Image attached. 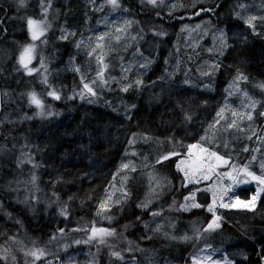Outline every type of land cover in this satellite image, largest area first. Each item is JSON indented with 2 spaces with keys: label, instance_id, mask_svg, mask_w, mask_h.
I'll list each match as a JSON object with an SVG mask.
<instances>
[{
  "label": "trees",
  "instance_id": "obj_1",
  "mask_svg": "<svg viewBox=\"0 0 264 264\" xmlns=\"http://www.w3.org/2000/svg\"><path fill=\"white\" fill-rule=\"evenodd\" d=\"M258 3L264 5V0H216V4L208 3V8L214 9V13L207 17L212 18L215 28L225 30L228 49L221 57L220 67L210 74L212 78L208 87L200 88L194 93L187 84L185 75V65L192 63L184 54L183 48L180 53L184 60L180 69H171L179 55L172 40L176 34L181 35L183 22L168 19L167 15L159 11L145 8L144 0H122L133 17L131 31L147 38L145 41L140 40L142 49L145 50L144 44L152 43L149 53V60H153L151 68L137 67L126 81L127 86L131 85L127 91L116 89L107 92L101 88L97 91L96 98L87 90L84 91L76 73H70L63 78V83L68 84L73 92L76 91V95L69 97L63 94L56 100L46 95L48 91L54 90L53 85L48 80L44 83L37 71H49L73 60L85 67L93 57L88 58L85 53H80L76 40L85 36L87 30L93 27L97 13L91 12L89 6L86 8L84 0H68L60 5L56 19L42 21L39 14L27 18L25 16L29 9H34L33 2L29 9L21 10L0 0V146L11 152V165H35L39 181H42L45 188L48 185L43 183V179L56 181L53 189L55 203L68 201V210L72 215L85 218L88 225L100 223L109 230H114V236L104 237L105 244L98 241L92 243L91 250L98 258L96 264H121L131 258L143 264H189L188 256L193 242L184 244L179 253L173 251L174 248H163L164 237L160 235L163 225L160 230L153 231L150 223L156 217L171 219L173 225L175 218L183 220L182 226L187 225L183 228L184 233H188L191 225L197 226L199 230L194 233V238L197 239L212 221V216L203 207L190 212L182 210L181 206L191 189L184 187V175L177 168L178 159L184 155L189 145L201 141L207 124L218 111L224 89L234 82L238 74L246 76L248 84L264 82V19H261L264 11L254 24L255 30L238 17L243 7ZM87 13L92 20L88 19ZM28 18L43 22L46 34L39 42L32 40L27 26ZM201 18L196 17V20ZM59 28L69 29L74 36L65 41L55 40L51 44L47 40L48 32ZM149 32L152 37L148 36ZM42 40H46L43 52L40 46ZM208 42L209 40L206 41ZM29 45L35 46L37 54L40 50L35 56L34 68L43 64L41 69H33L31 74L20 63L21 52ZM136 45L134 43L132 47L122 51L114 39L108 38L106 46L110 49L105 54L104 64L107 69L104 70L103 78L119 72L122 63L134 60L131 52ZM54 52L58 53L57 64L50 60ZM102 67L91 66L88 74L90 82H97V74ZM172 71L174 74L170 77L169 73ZM137 79H140V84L136 83ZM77 88L82 91L79 92L80 95ZM33 92L44 103L43 115H38L41 110L30 103V94ZM87 98L91 102H87ZM185 116H190L191 119L187 120ZM262 118L258 117L256 122H264ZM37 143L41 154L36 157L33 149ZM240 146H237L238 151ZM135 149L140 155H149L148 161L140 163L147 166L134 168V171L133 168L123 170L122 163L130 159L129 154ZM168 153L179 155L159 160ZM246 155L247 152L243 151L241 161H247ZM29 158L31 162H28ZM4 173L0 167V201L10 215L0 217V244L4 232L12 226L14 219L22 222L30 235L40 234L43 238L55 234L46 232L55 229L50 214L35 219L18 204L3 182ZM34 176L33 174L32 177ZM120 180L124 181L122 191L127 196L124 200H113L109 211L102 218L98 214L99 199ZM161 180L164 181L163 184L153 183ZM253 192L252 188L244 189L239 192V196L243 200H249ZM209 203V197L202 200V205L208 206ZM55 206L52 209L55 210ZM153 212L158 215L153 216ZM218 213L221 226L215 231V245L222 244L234 264H264V191L253 211L220 209ZM58 230L59 227L56 231ZM73 231L68 229L64 234H79ZM81 232L89 234L91 227L86 226ZM221 237L227 239L224 241ZM116 242L121 245L118 246ZM113 251L120 252L124 259L112 256ZM163 254L164 257L159 259V255ZM49 262L69 264L59 251L48 252L35 264ZM0 264L4 263L0 260Z\"/></svg>",
  "mask_w": 264,
  "mask_h": 264
},
{
  "label": "rangeland",
  "instance_id": "obj_2",
  "mask_svg": "<svg viewBox=\"0 0 264 264\" xmlns=\"http://www.w3.org/2000/svg\"><path fill=\"white\" fill-rule=\"evenodd\" d=\"M3 1L11 3L21 10L26 8L29 9L28 7H30L33 2V4H35V7L34 9H29L28 14H25L26 18L27 16H37L39 14L42 16L41 20L46 21L48 20V18L56 19L60 11V5L67 3L68 0H50L51 7L48 8L46 14L43 11L41 0H26V7H21L19 5V0ZM144 1L146 5L145 8L156 10L161 12L162 14L168 15V19H177L183 22V24L181 25V35L176 34L172 40L174 42L175 51L178 52L179 55H177L175 61L172 63L171 69H180L181 64L184 60L182 54L180 53L181 48H183L184 54L192 63L185 65L187 84L193 89L194 93H197L200 88L206 89L210 84V80L212 78L210 74L214 71L215 68L220 67L221 57L228 49L225 30L215 28L212 18L207 17V15L212 16V14L214 13V9L208 8V3L216 4V0H163L162 3H160V0H158V6L156 7L147 4L146 0ZM119 2L121 7L114 10L112 6L108 4L107 0H84L86 8L87 6H89V10L91 12L97 13V17L92 23L93 27L87 30V34L85 36L77 38L76 40V46L79 45L78 47H80V53H85L88 58L93 57L91 61L86 63L85 67L79 61L76 62V60H73L71 63L59 65L55 68L49 69V71H47V69L37 71V73L42 76L41 78L43 79V81L45 77L47 78V80L53 85V89L57 91L60 96L63 94H67L69 95V97H73L76 95V91L73 92V89L68 84L63 83V78L70 73L77 74V77H79L80 86H83L85 83L89 84L95 91L96 94L94 95V97L96 98L97 91L101 90V88L107 92H111L116 89L123 90L125 87H127L126 81L129 80L131 73L136 71L137 67L140 69L151 68L153 60H149V53L152 48V43H149L148 45L144 44L145 50L142 49V46L139 44L140 40L142 39L143 41H145L147 38L144 37L143 34L138 35L137 32L131 31V28L133 26V17L129 14L128 9L122 4V0H119ZM48 3L49 0H43L44 7H46ZM200 6L203 8L199 9ZM196 8L198 9L195 10ZM169 9L171 12L168 11ZM173 10L175 11L173 12ZM263 11V3H258L250 7H243L238 14V17L243 22H245L249 17L255 16L257 18L253 21V24H255L256 21L261 17ZM172 14L174 17L172 16ZM87 16H89V20H92V17H90L89 13H87ZM202 16H205L206 18H201ZM196 17L201 19L198 21L196 20ZM186 20H192L196 22L187 23ZM127 21H131V23L128 24L126 23ZM118 29H122V31H118ZM45 34H43L42 36H45ZM154 35L157 36L156 34ZM42 36L37 40H32L39 42ZM50 36L52 38H50ZM70 36H74V33L69 29L59 28L51 33L48 32L47 40L52 44V42L55 40L65 41ZM101 36L104 37L103 40L99 39V37ZM148 36L152 37L151 32L148 33ZM110 37L114 39L115 43L122 48V51L127 50L128 47H132L134 43H136V47L131 52V54H133L134 60L122 63L119 72L109 74L107 77L103 78V82L98 77L97 82L94 85L88 78L89 69L92 65L101 67L102 64H99L97 61L98 55H103L104 63L106 58V51L110 49V47L106 46V41ZM117 37L119 39H117ZM43 38L45 39L46 37ZM207 40H209L208 43H206ZM45 41L46 40H42L40 42L42 52L44 51L43 46L46 43ZM97 45H102L103 47H97ZM24 49L22 50L21 54L24 52ZM93 49H95V51H93ZM142 52L144 55L142 54ZM39 53L40 50L38 51V54ZM38 54L35 50L31 54L32 58L28 62V66L30 67V69L42 68L40 67L41 65H39L38 68H34L33 66L35 56ZM50 60L53 64H57L59 62L58 53L54 52L51 55ZM168 65H171L169 61ZM192 65H195V67ZM1 67L2 64H0V68ZM84 69H87V71H85ZM173 74L174 71L169 73V76L171 77L173 76ZM238 76L241 78L238 79ZM247 81L248 78L246 76L238 74L234 82L228 84V86L224 89L223 97L220 100L218 111L216 115L211 119V121L207 124L201 141L191 144L199 145L202 148H207L209 149V151H214L228 161L227 164H221L218 168H216V173L231 172L232 166L234 165L238 170L246 168L247 171L253 173L255 176H264V168L261 167V165H264V122L260 124L256 122L258 117H263L262 119H264V115H261V112L264 111V82L260 81L257 83L248 84ZM85 90L86 89H84V91ZM79 92L81 93L82 91L79 89L78 94ZM86 101L90 102L89 98H87ZM253 101L256 102L254 108L250 107ZM221 109H224L222 116L218 115ZM233 111L236 113L235 116H233L232 114ZM248 113H251L252 120L247 119ZM232 120L236 121V127H228ZM240 144L242 146H240ZM237 146H240L239 151ZM218 149L223 150L225 153H221ZM188 151L189 150L187 147L184 155L180 156V158L178 159V163L181 159H196V153L198 152V149L192 150L193 156L191 157L188 156ZM243 151L247 152L246 156H248V159L246 162L241 161V154ZM33 153L36 157L40 156L41 152L38 143L34 147ZM129 155L130 159L122 163V165L128 164L129 167H122L123 170L129 168H144L147 166V164L145 165V163H140L146 162L148 161L147 158H150L146 153L140 155V153L136 149L132 150ZM166 155L172 156V153H168ZM201 155L207 156V153H202ZM164 156L160 157L159 160H162ZM11 158V152L8 151L6 147L4 148L0 146V167L1 170L3 169L5 171L2 179L3 182L8 186V192H10L14 199L17 200L18 204L23 209L27 210L31 216H34L35 219H37L39 216L46 217L50 214V218L54 220L55 229L53 231L46 230V232L55 234L43 238L40 234H38L39 236L30 235L27 233L25 225L19 220L14 219L11 224L12 226L4 232L2 236L3 240L0 244V255H5L4 249L7 248L9 250L7 253L9 255V259L7 261H1L4 264H35L38 260H34V258L31 256H25L24 253L32 249L33 247H36L43 248L45 250V256L48 252L59 251V253L63 255L64 259L69 264H96L98 258L96 253L91 250V245L93 242L98 241L99 237L89 243H84V241L88 239L92 232L87 234L82 233L81 231L86 226H90L91 230L93 228L106 227L100 225V223H90L88 225L89 222L88 220H85V218L72 215L68 210V201H57L55 203L56 198L53 196V189L55 187L56 181L43 179V183H46L48 185L47 188H45L42 185V181H39V174L36 166L34 167V165L32 164L27 166L25 164L16 163H13V165H11ZM151 158H153V156H151ZM213 163H215V161H213ZM36 165L38 166V168L40 167L39 164ZM181 167H186V165H181ZM181 173L184 175L183 172ZM33 174L35 175L34 180L32 177ZM233 175L236 176L237 173L233 172ZM238 179L240 181L247 179L248 182L233 183V181L228 179L227 177L218 178L216 175H212L210 179L201 180L200 183H189L184 176V187L191 189V193L186 197H190L191 194L195 192V203L200 204L201 207L205 209V212L209 213L212 216V220L214 219L213 213L207 211V206L202 205V200L204 201L205 199H207V197H209L211 199V203H209V205L212 204L214 192L217 200V203L215 205V214H218V216L220 215L217 212L220 209L249 210L242 206L229 208L220 207L221 194H223L224 203L235 204L237 200L254 203V208L250 210L253 211L258 205L260 197L263 194L264 190L262 189H264V185L259 184L257 180L252 179V177L250 176L246 177L242 171L240 172ZM153 183L155 185H159L163 184L164 181H153ZM123 186V180L115 182L100 197V204L107 202L105 209L99 208L98 211V214H100L102 218L104 213L109 211V207L113 200H115L116 198H118V200H124L125 196L122 195V193H124L122 191ZM250 188L254 190V192L250 196V199H241L239 196V192L241 190ZM224 189L228 190L224 192ZM109 194H111L110 200L108 199ZM253 197H255L254 201ZM192 203L193 201L191 199H188L187 201L185 200V203L183 205H187L188 208L187 210H185L182 205V210L185 212H190L194 209H198L191 207ZM53 206H55V210L52 209ZM61 209H66V215H61ZM9 215L10 212L4 208L3 203L0 201V217H7ZM175 221L176 222H174L173 225L171 219L156 217L150 223L153 231H157V229L160 230L163 225V229L160 233V235L164 237V242L162 244L163 248H174L173 251L179 253L180 250H182V248L184 247V244L193 242L194 245L192 246V250L188 256L189 264H192L193 257H199L203 261V264H209V262L204 259L208 256H211L213 261H220L221 264H226V262L227 264H234V261L228 255L226 248L222 244L215 245L216 241H213L216 237L215 231L220 227L206 230L208 229L207 226L203 233H201L200 236L198 235L196 239L194 238L196 234L195 232L199 230L197 229V226L193 227L191 225L190 230L186 229L188 233H184L185 229L183 228L187 225L185 224L184 226H182L183 220L179 221L175 218ZM217 223L221 226V219L217 221ZM190 224L191 223L189 222V225ZM57 227H59L58 231H56ZM68 229H71L72 231L75 229H79L78 231L75 230L79 234L67 236L64 233L68 231ZM53 237H55V239H53ZM173 237L175 238L173 239ZM184 237H188L189 239L185 240L183 239ZM221 238L224 241L227 239L225 237ZM77 240L81 241V243L77 244ZM192 240H195L196 242ZM116 243L118 244V246L121 245L119 242ZM12 257H15L14 261ZM163 257L164 254L161 256L159 255L158 258L162 259ZM121 264L143 263L135 258H131L123 261ZM144 264L158 263L146 262ZM163 264L178 263L166 262Z\"/></svg>",
  "mask_w": 264,
  "mask_h": 264
},
{
  "label": "snow or ice",
  "instance_id": "obj_3",
  "mask_svg": "<svg viewBox=\"0 0 264 264\" xmlns=\"http://www.w3.org/2000/svg\"><path fill=\"white\" fill-rule=\"evenodd\" d=\"M42 2V7H43V11L46 14L48 8L51 7V3L49 0V3L47 4L46 7L43 6V0H41ZM108 4H110L112 6V8L115 10L117 8H120V2L119 0H107ZM147 4L152 5L153 7L158 6V0H146ZM163 0H160V3H162ZM19 5L21 7H26V0H19ZM257 18L255 16L249 17L245 22L247 23L248 27L253 28V30H255V25L253 24V21L256 20ZM261 19H264V17H261ZM0 23H2V21H0ZM42 21H37L35 19H31L28 18L27 19V26L29 31L31 32L32 35V39L33 40H37L39 39L43 34H44V28L42 27ZM126 23L130 24L131 21H127ZM118 31H122V29H118ZM66 38V37H65ZM99 39L103 40L104 37L101 36L99 37ZM117 39H119L117 37ZM46 42V41H45ZM79 46V45H78ZM97 47H103L102 45H97ZM35 50V46L34 45H29L28 47H26L24 49V52L21 54L20 56V63L23 65V67L28 71L29 74L32 73L33 69H29L28 67V62L31 60V54L34 52ZM93 51H95V49H93ZM97 61L99 64H102L103 67L101 69H99L98 71V75L101 79V81L103 82V77H104V70L107 69V65L103 63V55H98L97 56ZM41 67H43V64H41ZM241 78L238 76V79ZM44 83H47V78L45 77ZM93 84L96 83L95 80L92 81ZM137 84H140L141 81L137 80L136 81ZM128 87H131V85H128L127 87H125L123 90L127 91ZM83 88L87 90L88 93H90L91 95H95V91L93 90V88L85 83L83 85ZM47 96L53 97L56 100L60 99V95L57 93V91L55 90H51L48 91ZM81 98H83V94H81ZM91 102V101H90ZM30 103L35 105L38 109L41 110L40 113H38V115H43V109H44V103L43 101L38 98L37 94L35 92L30 94ZM256 102L253 101L250 105V107H255ZM224 112V109L220 110V113H218V115L222 116ZM233 116L236 115V113L233 111ZM261 115H264V111L261 112ZM28 119H30L31 117H27ZM185 119L190 120L191 117L190 116H185ZM247 119L248 120H252V115L251 113L247 114ZM218 123V121H217ZM228 127H236V121L232 120L230 122V124L228 125ZM193 149H198V152L196 153V159H189V160H185V159H181L179 161V163L177 164V168L178 170H180L181 172L184 173L185 179L189 182V183H200L201 180H208L212 177V175H216L218 178H223V177H227L228 179L232 180L233 183H247V179L240 181L238 179L240 172L242 171L244 173V175L250 176L252 177V179L257 180L259 184L264 185V176H255L253 173L247 171V169H241L238 170L234 165L232 166V171L231 172H224V173H216L215 169L218 168L221 164H227L228 161L225 160L222 156L218 155L216 152L214 151H209V149L207 148H202L199 145H189L188 146V156L191 157L193 156ZM202 153H207V156H203L201 155ZM172 155H179V153H172ZM169 156H164L162 159H168ZM254 159V157H253ZM213 161H215V163H213ZM31 162V158H29V161ZM157 162H160L159 160ZM181 165H186V167H181ZM35 167V165H34ZM123 168H128L129 165L128 164H123L122 165ZM262 168H264V165H261ZM135 169H133L134 171ZM233 172L237 173L236 176L233 175ZM35 179V177H33V180ZM230 187V186H229ZM211 190V189H210ZM228 189H224V192H226ZM264 190V189H262ZM122 195L127 196V193L124 192L122 193ZM108 199H111V194H109ZM188 199H191L193 201V203L191 204V207L193 208H199L201 207L200 204L195 203V192H193L191 194L190 197H185V200L187 201ZM255 200V197H253V201ZM106 203H101L100 204V208L101 209H105L106 207ZM117 203H119V201H117ZM217 203L216 200V195L215 192L213 193V200H212V204L207 206V211L212 212L214 219L212 220V222L208 225V229L206 230H210V229H214V228H218L220 227V225L217 223V221H219L221 219L220 216H217L215 214V205ZM236 206H242L244 208H247L249 210H252L254 208V203L252 202H244V201H240L237 200L235 204H230V203H224L223 202V194H221V198H220V207L223 208H229V207H236ZM182 207L185 208V210H187L188 206L187 205H183ZM61 215H66V209H61ZM153 216L158 215V213L153 212L152 213ZM75 230H79V229H75ZM159 229H157L158 231ZM92 234L88 237V239L86 241H84V243H89L94 239H97L99 237L98 242L100 244H105L106 241L104 239V237L107 236H114L115 232L114 230H109L106 228H93L91 230ZM175 237H173L174 239ZM53 239H55V237H53ZM183 239L187 240L189 239L188 237H184ZM18 243V242H17ZM77 244L81 243V241L77 240L76 241ZM131 243V242H129ZM8 249L5 248L4 249V253L5 255H0V260H4L7 261L9 259V255L8 253ZM25 256H31L34 258V260H39L43 257H45V250L43 248H36L33 247L32 249L26 251ZM112 256L116 257L119 260H123L124 257L121 255L120 252L118 251H113L111 253ZM13 261L15 260V257H12ZM205 260H207L209 262V264H221L220 261L216 260L213 261L211 256H208L206 258H204ZM50 264V262H49ZM192 264H203V261L199 258V257H193L192 258ZM227 264V262H226Z\"/></svg>",
  "mask_w": 264,
  "mask_h": 264
},
{
  "label": "bare ground",
  "instance_id": "obj_4",
  "mask_svg": "<svg viewBox=\"0 0 264 264\" xmlns=\"http://www.w3.org/2000/svg\"><path fill=\"white\" fill-rule=\"evenodd\" d=\"M171 4V3H170ZM203 4V3H202ZM166 6V5H165ZM178 8V7H177ZM184 9V8H183ZM164 11V10H163ZM168 11H170V9L168 10ZM175 10H173V12H174ZM177 11V10H176ZM171 12V11H170ZM165 13V12H164ZM169 13V12H168ZM179 13V12H178ZM186 14V13H185ZM171 15V14H170ZM169 15V16H170ZM184 15V14H183ZM187 15V14H186ZM168 16V15H167ZM172 16H173V14H172ZM177 16H179V15H177ZM166 17V16H165ZM174 17V16H173ZM257 17H260V16H257ZM245 21V20H244ZM256 22H258V21H256ZM179 29V28H178ZM176 30V29H175ZM181 31V30H180ZM190 49V48H189ZM233 54V53H232ZM229 55V54H228ZM235 55V54H234ZM227 56V55H226ZM236 56V55H235ZM234 57V56H233ZM236 59V58H235ZM190 61V60H189ZM229 61V60H228ZM231 61V60H230ZM238 61V60H237ZM240 62V61H239ZM239 62H237V63H239ZM232 63H234V62H232ZM234 64H236V63H234ZM231 65V64H230ZM237 65V64H236ZM239 65V64H238ZM233 67V66H232ZM234 68V67H233ZM239 68V67H238ZM245 68V67H244ZM227 69V68H226ZM224 70V69H223ZM230 71V70H229ZM224 72V71H223ZM231 72V71H230ZM222 73V72H221ZM226 74H227V72H226ZM225 74V75H226ZM229 74V73H228ZM232 74V73H231ZM233 75V74H232ZM231 78V77H230ZM223 79H225L224 77H223ZM224 81H226V80H224ZM135 90V89H134ZM137 96V95H136ZM142 100V99H141ZM139 103H142L141 101L139 102Z\"/></svg>",
  "mask_w": 264,
  "mask_h": 264
}]
</instances>
